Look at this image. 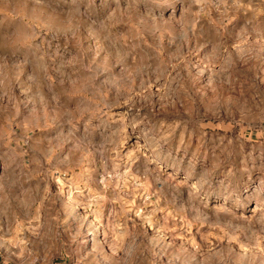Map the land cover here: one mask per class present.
<instances>
[{
  "label": "rangeland",
  "instance_id": "374dc122",
  "mask_svg": "<svg viewBox=\"0 0 264 264\" xmlns=\"http://www.w3.org/2000/svg\"><path fill=\"white\" fill-rule=\"evenodd\" d=\"M0 264H264V0H0Z\"/></svg>",
  "mask_w": 264,
  "mask_h": 264
}]
</instances>
